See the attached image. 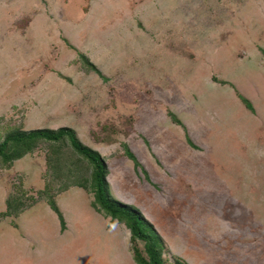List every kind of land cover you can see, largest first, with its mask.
Instances as JSON below:
<instances>
[{
	"label": "rangeland",
	"instance_id": "rangeland-1",
	"mask_svg": "<svg viewBox=\"0 0 264 264\" xmlns=\"http://www.w3.org/2000/svg\"><path fill=\"white\" fill-rule=\"evenodd\" d=\"M64 127L166 264H264V0H0V132ZM52 146L0 165V216L27 205L0 217V264H136L128 228L74 186L90 165Z\"/></svg>",
	"mask_w": 264,
	"mask_h": 264
},
{
	"label": "trees",
	"instance_id": "trees-1",
	"mask_svg": "<svg viewBox=\"0 0 264 264\" xmlns=\"http://www.w3.org/2000/svg\"><path fill=\"white\" fill-rule=\"evenodd\" d=\"M80 58L88 71L91 70L100 74L95 65L85 56L81 55ZM242 101L247 108L252 110L251 103L247 99L242 97ZM172 118L174 123L182 125L175 117ZM43 143H52L53 145L51 147V156H47L50 163L52 155L54 156L57 155L56 153H59V149L55 150L54 148L62 146L69 147L78 156L79 161L90 165V177L80 178L81 181L76 182L74 186L88 190L93 194L92 207L96 212L110 218L111 223L116 221L128 228L130 231V241L133 244V261L136 264H166L164 260L165 246L154 226L144 218L137 208L123 204L112 196L107 180L109 169L106 161L98 151L83 145L73 129L65 127L30 131L15 129L6 134L0 132V165L10 169L14 162L34 153L40 144ZM125 155L134 162L135 168L140 167L136 156L127 147ZM19 200L18 198L7 200V211L1 214L0 217H12L21 214L27 208V205ZM47 201L51 210L57 215L62 229L65 230V218L57 202H55V196H50ZM138 242L144 244V251L137 247ZM172 264L186 263L181 258H177Z\"/></svg>",
	"mask_w": 264,
	"mask_h": 264
}]
</instances>
